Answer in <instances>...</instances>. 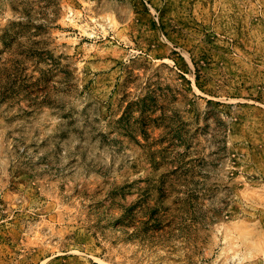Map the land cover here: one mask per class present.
Instances as JSON below:
<instances>
[{"label":"rangeland","instance_id":"1","mask_svg":"<svg viewBox=\"0 0 264 264\" xmlns=\"http://www.w3.org/2000/svg\"><path fill=\"white\" fill-rule=\"evenodd\" d=\"M0 264H264V0H0Z\"/></svg>","mask_w":264,"mask_h":264}]
</instances>
